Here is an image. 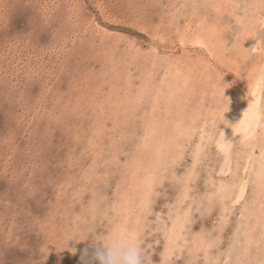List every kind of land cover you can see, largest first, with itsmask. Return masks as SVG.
Here are the masks:
<instances>
[{"label":"rangeland","instance_id":"obj_1","mask_svg":"<svg viewBox=\"0 0 264 264\" xmlns=\"http://www.w3.org/2000/svg\"><path fill=\"white\" fill-rule=\"evenodd\" d=\"M263 8L264 0H0V264H80L84 248L117 231L150 264H264L259 150L233 135L264 63V52L250 57L241 46L264 36ZM221 73L232 84L225 121ZM258 105L261 124L264 99Z\"/></svg>","mask_w":264,"mask_h":264},{"label":"clouds","instance_id":"obj_2","mask_svg":"<svg viewBox=\"0 0 264 264\" xmlns=\"http://www.w3.org/2000/svg\"><path fill=\"white\" fill-rule=\"evenodd\" d=\"M261 25L264 27V21H261ZM252 40L256 42L249 49L245 50V41L242 45L243 50L249 53L250 57L264 52V36L258 34ZM232 74L236 79L241 78L239 71ZM225 75L227 74L221 73L216 84V88H218L222 99L228 103L227 110H222L220 117L222 120H224L225 113L229 111V100L225 97V92L232 87L231 83L224 82ZM247 95L251 97V101L247 109L243 112L242 119H240L239 123L257 105L258 100L264 99V63H260L255 67L252 91L249 92L248 89ZM71 252L75 255L76 249H71ZM80 264H150V262L137 240L117 231L103 234L102 241L98 244H93L91 252L89 248H84L80 255Z\"/></svg>","mask_w":264,"mask_h":264},{"label":"bare ground","instance_id":"obj_3","mask_svg":"<svg viewBox=\"0 0 264 264\" xmlns=\"http://www.w3.org/2000/svg\"><path fill=\"white\" fill-rule=\"evenodd\" d=\"M258 1V0H257ZM248 2V1H247ZM222 3V2H221ZM260 4V3H259ZM264 9V8H263ZM244 15H246L245 13H244ZM264 15V14H263ZM245 17V16H244ZM241 18V17H240ZM249 20V19H248ZM263 21H264V16H263ZM257 23V22H256ZM260 23V22H259ZM259 32V31H258ZM185 35V34H184ZM185 38H183V40H184ZM194 41H195V43H197V44H202V42H201V40L199 39V36L198 35H196V37L194 38ZM254 42V41H253ZM254 44V43H253ZM199 45V46H200ZM252 45V44H251ZM242 46V45H241ZM241 46H240V48H241ZM253 46V45H252ZM202 47V46H201ZM238 50V49H237ZM225 52V51H224ZM232 52V51H231ZM238 52V51H237ZM244 52V51H243ZM239 53V52H238ZM246 53V52H245ZM264 55V54H263ZM240 56V55H239ZM241 57V56H240ZM243 57V56H242ZM263 59V58H262ZM244 61V60H243ZM255 61H257V59L255 60ZM263 61V60H262ZM255 63V62H254ZM235 64V63H234ZM259 64V63H258ZM257 66V65H256ZM252 69V71H253V68H251ZM246 70H248V69H246ZM247 76H249L248 74H247ZM251 78H252V80H253V78H254V76L252 75L251 76ZM233 82V81H232ZM117 85V84H116ZM243 86V85H242ZM175 88V87H174ZM231 90H234V89H231ZM250 90L252 91V82L250 83ZM250 91V92H251ZM240 93V92H239ZM241 94V93H240ZM242 95V94H241ZM244 96H245V94H244ZM226 97V96H225ZM246 97V96H245ZM237 98V97H236ZM250 101H251V97H249L248 96V98H247V101H246V103L244 104V107L242 108V110L240 111L241 112V114L239 115V117H238V119H237V121H236V124H235V126H234V132H233V135L234 136H236V133H239L240 135H241V138H243V139H245V140H247V144L249 143V145H250V147H251V151H250V154H252V152H253V150L255 149V148H257L258 150H259V162H258V164H259V166H261L260 168H258V170H255L254 172H255V176L256 177H262V176H264V173H263V171H264V122H262L261 124H260V122H259V116H257V114H258V110H259V105H258V103H257V105L252 109V110H250L249 111V113L243 118V120H242V122H240L239 123V121H240V119H242V114H243V112L247 109V107H248V104L250 103ZM240 102H241V99H240ZM258 102H259V100H258ZM219 107V106H218ZM242 107V106H241ZM220 108H221V106H220ZM227 108V107H226ZM238 108V110H240L239 109V107H237ZM214 109V108H213ZM212 110V109H211ZM221 110V109H220ZM223 110V109H222ZM220 112V111H219ZM222 112V111H221ZM229 112V111H228ZM228 112H227V114H228ZM217 113V112H216ZM212 114H213V112H212ZM218 116V115H217ZM212 117H213V115H212ZM216 117V116H215ZM226 117V116H225ZM225 119V118H224ZM212 121V120H211ZM181 122H182V120H181ZM191 123V122H190ZM229 125V124H228ZM230 126V125H229ZM179 128V127H178ZM180 129V128H179ZM257 131H259V133L257 132ZM205 133L203 132V135H204ZM258 135H259V137H258ZM205 138H206V136H204ZM238 137V136H237ZM261 138V139H260ZM252 142V143H251ZM257 142H259V143H257ZM206 143V142H205ZM205 143H202V144H205ZM216 143V142H215ZM237 143V142H236ZM199 144V143H198ZM242 144H244L243 142H242ZM246 145V144H245ZM244 145V146H245ZM198 146V145H197ZM229 143H225V142H223V140H220V141H218V146L217 147H219V149L222 151V153H224L225 154V156H226V153L228 152V149H229ZM237 146V145H236ZM239 146V148H240V144L238 145ZM248 146V145H247ZM242 147V146H241ZM249 147H247V149H248ZM196 149H199V147L198 148H196ZM241 150L243 149V148H240ZM246 149V148H245ZM247 149L245 150V151H247ZM240 150V151H241ZM248 150H250V148L248 149ZM236 151H237V147H236ZM196 152H197V154H198V151L196 150ZM248 152V151H247ZM253 153H255V152H253ZM241 153H239V155H240ZM245 154V153H244ZM240 155V157H242V158H244V156L245 155ZM235 155V154H234ZM236 155H238V154H236ZM239 155L237 156V158H239V160H240V157H239ZM252 156V155H251ZM258 156V155H257ZM227 157V156H226ZM246 157V156H245ZM254 157V156H253ZM236 158V157H235ZM247 158L249 159L250 158V156L248 155L247 156ZM234 159V158H233ZM238 159H237V161H239ZM243 159H241V161H242ZM245 160H246V158H245ZM234 161H236L235 159H234ZM237 161H236V163H237ZM250 161V160H249ZM247 162V161H246ZM251 162V161H250ZM239 163V162H238ZM243 163H245V161L243 162ZM246 164V163H245ZM233 165H234V163H233ZM257 165V164H256ZM239 166V165H238ZM252 166V165H251ZM255 166V165H254ZM235 167H236V165H235ZM253 167V166H252ZM257 167V166H256ZM255 167V168H256ZM231 168H233L232 166H231ZM254 168V169H255ZM250 169H251V167H250ZM253 169V168H252ZM251 169V170H252ZM246 170V169H245ZM245 170H243V171H245ZM248 172V171H247ZM246 172V173H247ZM250 173V172H249ZM252 174V173H251ZM248 178V177H247ZM242 179V178H241ZM241 179H240V181H241ZM244 179H246V177L244 178ZM264 179V178H263ZM217 180V179H216ZM248 181H249V179H248ZM252 181V180H251ZM250 181V182H251ZM249 182V183H250ZM236 183V182H235ZM240 183V182H239ZM248 183V182H247ZM252 183V182H251ZM260 183V182H259ZM263 183V182H262ZM262 183H260V184H262ZM245 184H246V182H245ZM264 184V183H263ZM262 184V186H264ZM221 185H223V183L222 182H219V187L221 186ZM242 185H244V184H242ZM249 185V184H248ZM247 185V186H248ZM212 187H213V185H211ZM238 186V185H237ZM259 186V185H258ZM262 186L261 187H259L260 188V190L262 189ZM215 187V186H214ZM222 187V189L224 188V190H226V187H224V186H221ZM258 188V187H257ZM258 188V189H259ZM236 190H237V187H236ZM263 190H264V187H263ZM262 190V191H263ZM256 191V190H255ZM226 192V191H225ZM259 193V192H258ZM260 193H261V191H260ZM260 193L258 194V196L260 195ZM264 194V193H263ZM234 195V194H233ZM256 195H257V193H256ZM257 196V197H258ZM216 197H218V196H216ZM235 197V196H234ZM228 198V197H227ZM241 198V195L240 194H238L237 195V199H240ZM261 199H262V197H260ZM216 199V198H215ZM218 200H220V199H218ZM254 200H256V198L254 199ZM260 200V199H259ZM259 200H257V202L259 201ZM226 201H228V200H226ZM225 201V202H226ZM235 201H236V199H235ZM262 200H260L259 202H261ZM263 201H264V198H263ZM234 202V201H233ZM250 202H255V201H251V198H250ZM257 202H255V204L257 203ZM258 202V203H259ZM228 203V202H227ZM249 203V202H248ZM233 204V203H232ZM232 204H230V205H232ZM263 204V203H262ZM261 203H260V205H262ZM251 206H253L254 205V203H253V205H252V203L250 204ZM228 206V205H227ZM256 206V205H255ZM259 206V205H258ZM257 206V207H258ZM231 207V206H230ZM247 207H248V204H247ZM225 208V207H224ZM250 208V207H249ZM259 208V207H258ZM257 208V209H258ZM261 208V207H260ZM259 208V209H260ZM227 209V208H226ZM246 209V208H245ZM251 209V208H250ZM254 209V208H253ZM225 210V209H224ZM223 211V210H222ZM250 211V210H249ZM248 210H247V212H249ZM255 211V210H254ZM258 211V210H257ZM225 213V212H224ZM243 213H245V211H243ZM251 213H253L252 212V210H251V212L249 213V214H246V215H250ZM223 215V214H222ZM251 215H253V214H251ZM228 216V215H227ZM245 216V215H244ZM264 216V214L262 215V217ZM226 217V216H225ZM252 217V216H251ZM261 217V218H262ZM257 218V217H256ZM182 219H184L185 220V215H184V218H183V215H180L179 213L176 215V217H175V219H174V221H172V223H171V225H170V228H169V230L167 231V233H168V235H167V241H168V246H167V253H169V252H171L170 254L172 255V250H171V248H170V246L173 244V243H175L176 241H177V238H179L180 237V232H181V227H182V223H181V221H182ZM242 219H244V218H242ZM242 219H241V221H242ZM262 220H263V222H264V217L262 218ZM261 220V221H262ZM245 221V220H244ZM244 221H243V223H244ZM251 221V220H250ZM252 221H254V219L252 220ZM259 221V220H258ZM261 221H259V222H261ZM246 222V221H245ZM263 224V223H262ZM261 224V225H262ZM239 225V224H238ZM245 225H246V223H245ZM249 225V224H248ZM260 225V223H259V226H261ZM250 226V225H249ZM264 225H262V227H263ZM243 227H245V226H243ZM241 228V230L240 231H242V233H245V231H246V229H245V231L243 232V230H242V226L240 227ZM240 228H236V229H240ZM244 229V228H243ZM259 229H261V228H259ZM250 231V230H249ZM263 231H264V229H263ZM252 232V231H251ZM262 232V231H261ZM241 234V233H240ZM261 234V233H260ZM263 234H264V232H263ZM242 236H243V238L245 237L243 234H241ZM248 235V234H247ZM235 236H237V234H235ZM238 236H240V235H238ZM249 236L251 237V235L249 234ZM248 236V237H249ZM241 237V236H240ZM264 237V236H263ZM262 237V238H263ZM238 239H239V237H238ZM247 239V238H246ZM264 239V238H263ZM263 239H260V241L262 240L263 241ZM236 240V239H235ZM241 241H244V240H241ZM238 242V241H237ZM259 243H261V242H259ZM245 244V243H244ZM237 246V245H236ZM243 247L245 248V246L243 245ZM260 248V247H259ZM235 249H236V247H235ZM241 249V248H240ZM257 248H255V250H256ZM244 249H242V251H243ZM242 251L240 250V252L238 251V255H239V253H242ZM257 251V250H256ZM263 252V251H262ZM258 253V252H257ZM261 253V252H260ZM169 254V255H170ZM208 254V253H207ZM254 254H255V252H254ZM262 254H264V253H262ZM248 257V256H247ZM259 257V256H258ZM261 257V256H260ZM254 258H255V256H254ZM261 259V258H260ZM264 258H262V260H263ZM256 260H257V258H256ZM255 260V261H256ZM242 261H244V260H242ZM255 261L253 262V264H255ZM264 261V260H263ZM241 263H244V262H241ZM240 263V264H241ZM262 263V262H261ZM238 264V263H237ZM257 264H259V263H257ZM263 264V263H262Z\"/></svg>","mask_w":264,"mask_h":264}]
</instances>
